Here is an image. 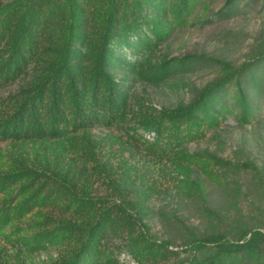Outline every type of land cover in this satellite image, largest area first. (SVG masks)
I'll return each mask as SVG.
<instances>
[{"label": "trees", "instance_id": "1", "mask_svg": "<svg viewBox=\"0 0 264 264\" xmlns=\"http://www.w3.org/2000/svg\"><path fill=\"white\" fill-rule=\"evenodd\" d=\"M200 1H0V92L27 78L0 95V141L16 147L0 156V238L12 250L0 243V264L51 250L44 264H122L123 252L136 264H264L263 224L238 223L205 206L225 228L183 226L180 249L136 231L137 213L149 211L161 179L203 201L190 167L218 184L225 172L247 170L264 195V163L188 148L234 107L239 123L254 119L264 46L239 64L214 60L218 74L186 103L157 109L131 94L132 82L162 83L196 61L157 50L189 25ZM242 1L224 0L212 16L229 19ZM97 128L115 132L92 133ZM112 235L122 240L116 252L107 246Z\"/></svg>", "mask_w": 264, "mask_h": 264}, {"label": "rangeland", "instance_id": "2", "mask_svg": "<svg viewBox=\"0 0 264 264\" xmlns=\"http://www.w3.org/2000/svg\"><path fill=\"white\" fill-rule=\"evenodd\" d=\"M3 1V0H0ZM224 0H201L189 25L175 30L157 50L159 57H197L187 69L180 70L162 83L136 80L131 83V94L157 109L174 107L188 102L196 90L216 77L219 71L214 60L236 64L247 60L251 53L264 46V0H243L241 11L229 19L218 21L212 12ZM207 19H211L209 22ZM262 82V92L258 98V109L251 122L239 123L237 107L234 114L227 115L223 123L207 136L188 144L191 151L207 150L223 159L233 162L254 161L259 167L264 163V67L257 71ZM27 78L19 80L0 92L6 95L26 84ZM231 102V100H228ZM115 132L105 128L92 130L104 135ZM14 148L6 141H0V156ZM16 148V147H15ZM14 148V149H15ZM190 179L198 178L205 189L203 201L194 200L184 193L171 189L161 179L162 186L148 203V212H139L137 230H145L156 242L169 241V249H180L185 241V228L194 227L199 231L223 230L221 224L203 212V207L238 223L257 226L263 224L264 195L253 174L247 170L225 172L223 182L210 181L198 169L190 167ZM95 193L103 194L104 187L95 185ZM135 213V212H134ZM136 214V213H135ZM0 243H4L0 238ZM122 244L119 237L110 236L107 246L113 252ZM10 252L12 251L9 247ZM55 256L53 250L24 255V264H44ZM183 255L180 253V258ZM119 260L122 264H136L129 261L123 252Z\"/></svg>", "mask_w": 264, "mask_h": 264}, {"label": "built area", "instance_id": "3", "mask_svg": "<svg viewBox=\"0 0 264 264\" xmlns=\"http://www.w3.org/2000/svg\"><path fill=\"white\" fill-rule=\"evenodd\" d=\"M149 138V135H146Z\"/></svg>", "mask_w": 264, "mask_h": 264}]
</instances>
